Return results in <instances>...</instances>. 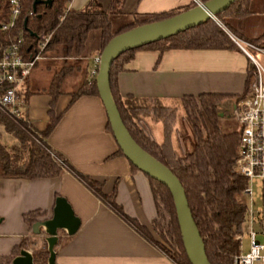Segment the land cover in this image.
<instances>
[{"label":"crops","instance_id":"0c3cea01","mask_svg":"<svg viewBox=\"0 0 264 264\" xmlns=\"http://www.w3.org/2000/svg\"><path fill=\"white\" fill-rule=\"evenodd\" d=\"M190 4V0H68L66 8L105 11L117 28L151 14L180 12ZM99 44V31L91 30L80 55L64 57L60 46L47 49L51 53L42 59L45 62L35 63L26 79L25 113L36 131L45 128L52 97L50 83L61 67H68L54 95L52 107L57 120L44 141L72 170L100 183L105 195L113 193L125 216L149 228L155 207L148 179L116 153L118 147L98 96L82 94L70 102L71 95L86 82L92 58L99 55ZM124 68L117 75L121 96L130 95L150 107L158 104L175 108V114L182 112L183 116L182 97L224 95L217 106L221 117H232L237 102L246 94L250 71L247 59L235 45L225 49H168L161 54L137 49ZM176 122L170 137L174 150ZM142 123L161 143V122L145 114ZM56 197L64 198L79 220L73 234L58 232L53 247L56 264H174L66 170L55 177L0 178V256L7 258V264L20 248L32 253L34 242L45 249L44 233H34L24 215L37 212L35 220L48 218Z\"/></svg>","mask_w":264,"mask_h":264},{"label":"trees","instance_id":"16d2710c","mask_svg":"<svg viewBox=\"0 0 264 264\" xmlns=\"http://www.w3.org/2000/svg\"><path fill=\"white\" fill-rule=\"evenodd\" d=\"M67 1L50 0L49 4L38 2L32 9L33 0H23L19 19V27L25 38L23 51L28 53L30 50L28 46L34 41L30 32L45 33L50 35L46 49L60 46L64 49V57L77 56L83 52L87 34L91 30L99 31V50H101L111 37L120 32L140 24L162 20L179 12L151 14L114 28L107 12L93 8L67 9ZM249 5V0H234L223 11L216 13L215 18L229 27L227 20L246 15ZM192 6L191 3L183 10ZM259 38L251 41L257 43L260 41ZM233 46L225 32L209 18L168 38L122 52L112 60L108 70L109 93L123 126L142 150L165 166L178 179L209 264H232L239 245L234 236L240 233V225L246 211V206L241 200L246 179L233 170L238 131H222L217 122V106L224 95L200 94L180 99L183 119L188 126L190 139H184L186 144L188 141L189 150L177 155L170 140L176 121L175 108L158 104L150 107L145 101L130 95L121 96L117 90V75L125 69L124 65L131 60L137 49H152L161 54L168 49H225ZM69 70L66 66L61 67L50 83L49 92L52 97L48 110L49 119L45 128L40 132L37 131L41 139L35 141V135L25 123L19 121L14 123L0 114V124L4 131L17 141V145L11 150L0 143V178L32 179L58 176L62 168L51 157L50 153H53L62 160L67 171L174 264H190L181 243L173 200L164 185L146 176L155 207V218L151 226L146 228L123 214L121 208L114 202L113 193L105 195L100 183L76 173L60 155L47 146L44 139L57 120L52 107L54 95H57L58 86ZM250 79L249 71L245 93ZM82 94L97 95L94 79L90 83L84 82L71 95L70 102ZM242 96L243 94L236 98ZM145 114H151L161 122L163 128L161 143H157L151 137L142 123L140 116ZM107 126L110 130L108 123ZM116 153L122 154L119 149ZM129 165L131 169L137 170L130 163ZM37 216V212H30L24 215V220L27 224H31ZM16 251L15 248L13 253ZM45 255H47L45 249L32 254L34 264H39V259H42L41 264H44ZM0 264H7V258L0 256Z\"/></svg>","mask_w":264,"mask_h":264},{"label":"built area","instance_id":"2783aa9c","mask_svg":"<svg viewBox=\"0 0 264 264\" xmlns=\"http://www.w3.org/2000/svg\"><path fill=\"white\" fill-rule=\"evenodd\" d=\"M190 1L194 6H202L200 0ZM22 7L23 0H0V114L14 123H25L37 141L41 137L25 113L27 102L23 91L31 68L38 59L43 58L50 35L35 34L34 41L28 46V53L23 51L25 38L19 27ZM211 19L220 26L215 16ZM226 34L247 59L251 73L248 90L237 102L239 128L233 164L234 172L246 179V186L242 191V195L246 197L243 224L249 244L244 252L238 245V253L232 264H264V209L252 208L251 185L253 179L264 182V45ZM98 63L99 55L92 58L87 83L94 79ZM50 155L62 171L66 170L60 158L53 153ZM234 239L239 244L240 233Z\"/></svg>","mask_w":264,"mask_h":264},{"label":"water","instance_id":"95a60500","mask_svg":"<svg viewBox=\"0 0 264 264\" xmlns=\"http://www.w3.org/2000/svg\"><path fill=\"white\" fill-rule=\"evenodd\" d=\"M233 1L206 0L202 2L201 7L193 5L170 17L140 24L114 35L99 52L98 68L94 76L97 96L105 111L110 132L118 149L138 171L160 182L169 191L174 204L181 243L190 264H209V262L205 256L203 242L193 223L183 188L178 179L165 166L142 150L128 134L109 93L108 70L112 60L122 52L168 38L211 19ZM38 2L49 4L50 0H33L32 9ZM23 25L25 26V21ZM29 34L35 35L31 32ZM78 225V218L74 216L70 206L62 197L55 198L51 215L48 218L32 222L31 228L34 233H44L43 241L47 252L44 264H56L53 247L58 239V232L64 231L67 235H71ZM9 264H34V262L32 254L27 249L20 248L17 254L10 259Z\"/></svg>","mask_w":264,"mask_h":264},{"label":"rangeland","instance_id":"374dc122","mask_svg":"<svg viewBox=\"0 0 264 264\" xmlns=\"http://www.w3.org/2000/svg\"><path fill=\"white\" fill-rule=\"evenodd\" d=\"M249 10L246 15H244L241 18H230L228 21L229 27L225 26L223 22L216 18L220 22V27L224 32L228 33L229 35H232L236 38H240L243 40H249L259 38V42L264 45V0H249ZM117 23L119 22V19H116ZM123 22V20H122ZM238 31L243 33L244 35H241ZM225 33V34H226ZM227 35V34H226ZM253 42V41H252ZM256 43V42H255ZM254 53L253 51H251ZM51 53L50 50H45L43 53V58L38 59L36 61V65H39L41 63H44L45 61L42 59H45L47 54ZM181 113L175 114L176 115V131L173 133V143L175 145V152L177 155H182L184 152H187L189 150V147H187V144L185 143L186 139H190L189 137V130L188 126L185 123L183 116H181ZM236 109L234 110V113L232 117H226V116H218L217 122L218 126L222 131H238L239 123L237 121V115H236ZM141 119H143V116H140ZM227 125L228 127H225ZM185 139V140H184ZM0 143L4 145L8 150H11L14 146L17 145L16 139L9 133H6L3 129V127L0 126ZM178 145V146H177ZM179 145L181 148H179ZM252 200H253V206L252 208L254 210L258 209H264V182H262L259 179H253L252 180ZM242 202L244 200L246 201V197L243 195L241 196ZM248 237L246 235V229H244V224L240 225V250L242 252L246 251L248 249ZM31 254H35L36 252L43 251V248H39L38 245L34 242V244L31 245ZM44 256H42L43 258ZM47 255H45L46 260ZM42 259H39L38 263L41 264ZM44 260V263H45Z\"/></svg>","mask_w":264,"mask_h":264}]
</instances>
